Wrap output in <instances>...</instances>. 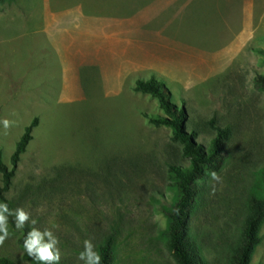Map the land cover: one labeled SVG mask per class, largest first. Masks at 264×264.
<instances>
[{"label":"rangeland","instance_id":"obj_1","mask_svg":"<svg viewBox=\"0 0 264 264\" xmlns=\"http://www.w3.org/2000/svg\"><path fill=\"white\" fill-rule=\"evenodd\" d=\"M260 50L264 0H0L8 168L37 119L7 190L0 173V203L31 217L22 230L9 217L0 257L37 264L21 243L35 220L59 238V264H84V241L98 252L110 234V264H177L166 246L167 168L187 161L168 126L146 121L163 114L156 99L132 88L155 76L198 143L227 129V155L200 180L186 221L201 264H230L264 170V90L252 85L264 75ZM258 235L249 264H264V222Z\"/></svg>","mask_w":264,"mask_h":264},{"label":"trees","instance_id":"obj_2","mask_svg":"<svg viewBox=\"0 0 264 264\" xmlns=\"http://www.w3.org/2000/svg\"><path fill=\"white\" fill-rule=\"evenodd\" d=\"M260 53L264 60V50H260ZM252 85L256 90H264V75L257 74L252 79ZM132 88L135 92L149 94L156 99L163 114L144 113V117L149 124L164 125L171 129V138L182 145V155L187 161L186 164H170L167 168V179L175 191L173 202L166 211V246L177 264H201L202 258L188 237L186 220L198 194L200 180L207 172L216 170L227 155L225 148V141L228 138L227 129L214 126L215 135L210 139L209 144L204 146L196 141L194 130H187V113L183 107L172 101L171 91L162 80L155 76L147 79L139 78ZM208 123L213 124V120H209ZM36 124L37 119L34 118L24 127L10 156L11 168L3 163L0 152L1 188L4 190L9 187L16 165L32 139L31 132ZM257 193L258 195H252L249 199L250 213L245 219L241 241L232 251L230 264H249L251 252L261 241L258 230L264 222V170L260 173ZM113 242L114 236L110 234L100 245L98 253L102 258L101 264L111 263ZM21 243L23 244L24 240ZM23 259L33 260L28 257L26 251ZM35 262L38 264L37 261ZM0 264L17 263L0 257Z\"/></svg>","mask_w":264,"mask_h":264},{"label":"clouds","instance_id":"obj_3","mask_svg":"<svg viewBox=\"0 0 264 264\" xmlns=\"http://www.w3.org/2000/svg\"><path fill=\"white\" fill-rule=\"evenodd\" d=\"M5 130L9 129L13 122L8 119L0 121ZM212 179L219 180V177L212 173ZM14 216V224L17 230H22L30 221V213L24 208L10 210L7 203H0V246L9 238V217ZM33 227L27 232L23 247L28 257L37 261L38 264H59L61 259L60 241L53 231L34 227L35 220H31ZM84 250L79 254L78 259L84 264H101V255L95 250V245L91 240H85Z\"/></svg>","mask_w":264,"mask_h":264}]
</instances>
